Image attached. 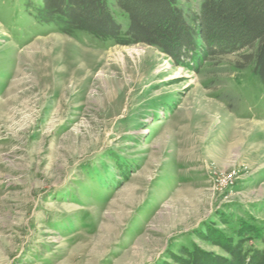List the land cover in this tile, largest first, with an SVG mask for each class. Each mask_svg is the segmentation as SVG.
I'll use <instances>...</instances> for the list:
<instances>
[{"label":"rangeland","instance_id":"obj_1","mask_svg":"<svg viewBox=\"0 0 264 264\" xmlns=\"http://www.w3.org/2000/svg\"><path fill=\"white\" fill-rule=\"evenodd\" d=\"M178 1L196 27L203 0ZM22 3L0 0V264H260L255 49L175 59Z\"/></svg>","mask_w":264,"mask_h":264},{"label":"trees","instance_id":"obj_2","mask_svg":"<svg viewBox=\"0 0 264 264\" xmlns=\"http://www.w3.org/2000/svg\"><path fill=\"white\" fill-rule=\"evenodd\" d=\"M128 18L127 30L115 18L108 0H23V7L42 23H55L65 33H88L117 43H145L186 59L198 53L224 54L255 49L245 58L264 89V0H203L192 26L178 0H115ZM251 233H255L254 231ZM262 240L264 236L256 233ZM248 239L229 248L233 259L245 257L264 264V249L249 247ZM233 245V244H232ZM254 250V251H253ZM263 251V253H262ZM256 261V260H255ZM254 261V262H255ZM242 263V262H241Z\"/></svg>","mask_w":264,"mask_h":264}]
</instances>
